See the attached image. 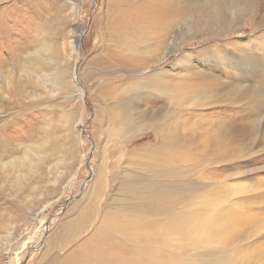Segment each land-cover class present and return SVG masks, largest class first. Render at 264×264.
I'll return each instance as SVG.
<instances>
[{
	"label": "rangeland",
	"instance_id": "374dc122",
	"mask_svg": "<svg viewBox=\"0 0 264 264\" xmlns=\"http://www.w3.org/2000/svg\"><path fill=\"white\" fill-rule=\"evenodd\" d=\"M197 1L0 0V146L14 161L0 166V264L63 263L82 252L108 213H143L142 176L158 129L208 146L222 124L242 143L241 161L210 166L196 147L199 164L174 167L182 183L191 180L176 199L198 205L205 186L193 173L227 175L235 190L229 201H246L251 207L241 213L262 220V232L240 253L262 264L264 109L239 99L259 69L237 41L257 39L264 50V9L243 29L207 34L196 28ZM25 55L36 59L32 70Z\"/></svg>",
	"mask_w": 264,
	"mask_h": 264
},
{
	"label": "bare ground",
	"instance_id": "6f19581e",
	"mask_svg": "<svg viewBox=\"0 0 264 264\" xmlns=\"http://www.w3.org/2000/svg\"><path fill=\"white\" fill-rule=\"evenodd\" d=\"M195 6L199 19L196 26L198 30L200 28L207 34L225 33L234 31L236 28L243 29L246 23L255 20L260 13L258 9L261 7L264 9V0H198ZM133 17L135 16L128 19L132 21ZM226 22L227 27L224 26ZM210 24L221 29L214 31L212 27H209ZM130 26L125 25V30H129ZM237 43L240 45V48H237L239 52L247 55L246 61L250 59L259 69L255 71L258 72L257 77H254L253 83L246 87L245 91L243 90L239 99L241 101L247 99L246 101L258 104L264 109V50L256 49L257 39L250 37L247 39L243 37ZM24 59H29L26 65L31 61L26 68L32 70L36 59L33 60L27 55ZM248 64H250L249 61ZM2 78H6V75L3 74ZM176 112L177 109H171L170 115L177 114ZM168 114L167 112L164 116L161 115L159 117L161 121L170 117ZM228 128L222 124L220 129L210 134V139L205 138L208 140L204 143L208 146H188L189 141H192L179 131L169 133L166 128L158 129L159 146L156 147L155 153H147V173L142 176V181L147 184V191L139 193L143 213L123 215L108 213L90 240L82 244L81 247H84L82 252L66 257L63 263L55 261V264H250L244 252L240 253V251L245 243L262 232L260 229L262 224L259 225L262 220L241 213L242 210L244 212L245 207H251L246 201H229L230 192L235 190L234 186H228V181L224 182L227 175L222 180L215 175L193 173L192 177L198 180L197 183L205 186L198 205H188L191 209L185 208L176 199L177 192L187 191L182 188V185L191 180L188 179L182 183L184 174L176 171L174 167L177 164L181 166H186V163L187 166L199 164L201 158L199 159L198 153H195L196 147H200L198 151L202 152L201 154L205 152L208 154L214 141L212 144L214 151L211 152L212 161L206 153L205 156L208 158L205 156L203 158V160H209L210 166L241 161L240 157L244 155L239 152L243 145L237 143L240 141L239 138L236 140L231 137V132L227 131ZM233 138L236 140V146H233ZM260 138L259 140L264 143V134ZM170 143L175 146H170ZM11 152L6 146H0V166L4 165L8 157L10 160ZM12 162L14 161L10 160L6 164H13ZM164 168L166 171H162ZM168 179H172L174 184L169 185ZM229 179L230 177L227 178ZM130 200L131 198L128 197L127 203ZM261 206L263 207L264 204ZM150 212H154L157 216H150ZM261 262L264 264V260Z\"/></svg>",
	"mask_w": 264,
	"mask_h": 264
},
{
	"label": "water",
	"instance_id": "95a60500",
	"mask_svg": "<svg viewBox=\"0 0 264 264\" xmlns=\"http://www.w3.org/2000/svg\"><path fill=\"white\" fill-rule=\"evenodd\" d=\"M80 44L84 47L85 46V44H84V37H82L81 38V40H80ZM75 77H76V81H77V84L81 87V88H84V86H83V84L78 80V71H76V73H75ZM84 90V89H83ZM84 95H86L85 94V91H84ZM85 133H86V131H84ZM86 136H88L87 134H86ZM71 200H68L67 202H66V205L64 206V209H63V211H65V209L67 208V205H68V203L70 202ZM28 257L26 258V261H28Z\"/></svg>",
	"mask_w": 264,
	"mask_h": 264
}]
</instances>
